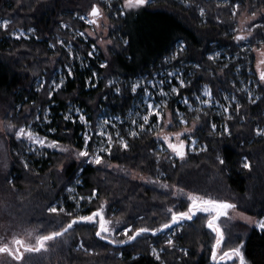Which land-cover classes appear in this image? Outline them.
I'll return each mask as SVG.
<instances>
[{
	"label": "trees",
	"instance_id": "1",
	"mask_svg": "<svg viewBox=\"0 0 264 264\" xmlns=\"http://www.w3.org/2000/svg\"><path fill=\"white\" fill-rule=\"evenodd\" d=\"M99 3V0H0V20L10 21L7 29L0 31V115L8 157L7 169L0 166V243H10L13 236L32 241L38 235L59 231L78 214L90 215L104 202L110 204L107 215L113 214L114 218L110 219L119 222V227L132 226L133 231L139 227L159 228L169 207L176 206L177 211L188 208L187 200L183 195L175 197L173 188L210 195L220 190L214 177L237 197L238 211L257 219L264 217V135L257 136L255 131L258 127L264 128V85L257 87L260 98L251 103L245 94L236 92V66L243 63L244 58L229 64L209 59V54L217 48H224L228 54L245 55L239 51L235 39L237 20L244 12L249 15L255 12L260 17L248 39L251 47L259 46L257 41L264 37V15L261 14L264 0H155L123 17L118 14L116 19H111L116 27L115 52L106 60L104 68L100 64L104 60L101 52L96 58L89 56L94 42L85 43L71 34V31L87 29L73 14L87 13ZM113 5L116 10L117 2ZM201 8L204 14L200 16ZM134 20L138 22L136 26ZM61 22L68 28L62 30ZM18 28L33 29V37L28 41L7 38L11 30ZM120 36L127 43H123ZM58 38L65 44L72 43L75 53L84 59L85 67L71 62L68 53L59 46ZM179 43L184 49L176 53L172 63H185L191 74L188 85L181 88L178 95L192 98L203 85H208L217 98L222 93H234L239 108L233 105L229 117L221 119L228 132L211 129L213 122H221L212 113H198L195 137L204 148L172 162L156 158L155 135L148 131L134 137L123 132L129 147L114 144L111 154L102 155L100 164H85L84 160L71 158L82 150L83 142L78 136L82 128L64 121L62 114L69 106L86 109L92 127L103 109L124 116L134 99L131 89L122 83L119 94H114L113 88L106 86L107 74L124 79L151 75L164 65L163 59L168 58ZM248 56L254 59L252 53ZM66 65L72 67L71 76L66 77L60 90L49 95L48 87L57 69L64 72ZM94 75L99 79L96 85ZM41 78L44 85L38 89L36 82ZM87 80L91 81L88 86ZM46 109L51 120L45 129H55L48 138L65 145L70 155L44 150L40 158L25 156L23 145L16 140L17 129L33 122L36 116L42 117ZM186 117L189 122L194 121L188 114ZM9 123L16 127L9 130ZM91 148L92 141L87 148L90 155ZM245 162L250 168L243 167ZM110 164L117 168H109ZM131 172L144 177L148 183L131 180ZM69 187H74L79 199L84 197L78 203L77 212L75 202L67 200ZM94 189L96 195L89 200ZM61 202L64 212L49 211L54 203ZM231 229L236 233L240 229L239 233L246 235L237 241L243 243L246 263L264 264V231L242 223ZM207 230L202 220L191 219L175 235L171 247H164L152 232L142 233L135 240L112 244L95 236L93 224L82 221L51 241L49 249L54 250V255L29 252L27 262L210 264L206 254L212 229ZM151 244L162 250L161 260L150 255ZM201 247L204 249L200 252Z\"/></svg>",
	"mask_w": 264,
	"mask_h": 264
},
{
	"label": "rangeland",
	"instance_id": "2",
	"mask_svg": "<svg viewBox=\"0 0 264 264\" xmlns=\"http://www.w3.org/2000/svg\"><path fill=\"white\" fill-rule=\"evenodd\" d=\"M155 0H146V3L141 7L148 6L152 4ZM100 3H104L103 6H100L99 4H96L100 6V8L103 11V17L98 18V23H90L89 21L94 18L89 15V12H82V13H74L73 18L77 19L78 22H83V24L87 25V29L84 31H71V34L74 36L73 38H79L87 43L89 40H92L94 44L91 45V53L92 55L89 56H94L96 58L98 54L101 52L103 54L104 60H101L100 64L101 67H105L108 58L112 53L115 52L114 48V41H115V35L114 32L116 31L115 24L112 23L111 19H116L117 15L119 14L120 17H123L128 13L129 11H134L139 8H133V9H127L124 7V0H99ZM117 2L116 5V10L113 7V3ZM119 12H118V11ZM199 14L201 16V13L199 11ZM264 15V11L261 13ZM81 17H84V19H81ZM259 16L256 14L255 17L253 18L252 15H249L248 13L244 12L239 16L237 20V24L235 27L236 34L235 37L238 35H243L246 36L247 38L244 40H237L239 51L244 52L245 55H238L237 53H232L228 54L225 52L224 48H217L214 52L209 54V56L214 57L212 60L214 62H222L225 64H229L231 61L244 58V62L241 64H238L236 66V72L235 75L237 77L236 80H238V85L236 86V92L237 93H243L246 95L247 100L253 103V101L257 102V100L260 98V94L256 91L257 87L259 85H264V81H261L259 78V69L257 67L258 62L262 59H264V56L261 55L262 52H264V37L261 40H258L257 42L259 43V46L257 47H251L248 39L251 35H249V32H252V29H254V26L256 25V22L259 20ZM7 19H1L0 22L5 21ZM9 21V20H7ZM135 26L138 23L136 20H134ZM10 24V21H9ZM8 24V25H9ZM60 27L62 30L67 29V25L63 22L60 23ZM31 29V28H29ZM29 29L24 30V29H15L11 30L7 38L10 40H25L28 41L31 37L34 35V30L31 29L32 31H29ZM5 29L3 27H0V31H4ZM83 33V35H81ZM19 37V38H18ZM120 40L125 43L123 38L120 36ZM63 42V43H61ZM58 44L63 48V50L68 53L71 62H74L75 64H78L79 67H85L84 64V59L77 55L75 51L73 50V45L72 43L65 44L64 41L61 38H58ZM181 46V43L177 44L175 47V51L168 57L163 59V66H160L156 68V70L151 74H143V75H136L134 77H131L129 79H124L122 77H117L112 74H107L106 76V86L112 87L113 88V93L114 94H119V92L116 91L117 88L121 89V84L123 83L124 85H128L131 89V95H133L134 99L132 102V106L130 109L127 111V113L124 116H119V115H114L110 111H106L105 109L101 110L102 112L96 119L95 127H92L90 124L91 121L89 120V113L86 109L81 108L77 105L71 104L66 111V113L62 114L64 121L70 122V125L77 124L79 125L82 129L79 133V137H81V140L83 142V148L82 150L85 149V134L90 137V139L87 141V148L89 143L92 141V154H98V155H103V154H108L107 148H108V137L107 135H101V132L111 134L112 136V145L111 147L114 146V144H118L120 147H123L118 143V137L116 133H119L120 136H122L125 140V135L129 137H134L130 135L132 131H135L138 135L139 132H144L148 131L152 134L155 135V142H156V158L158 160L164 161L168 160L172 162V160L180 158L178 155H176L169 147L167 142H165L161 136V138H157V133L161 132V129H163V134H168V133H174L178 131H182L184 128H189L191 129L190 132H186L184 136L181 138L185 140L186 142V147H185V156L189 155L191 153H196L199 150H202L204 146L198 142L197 137H195L196 134V128L198 126L197 124V114H206L207 112L212 113L219 122L221 121L222 118H228L229 117V111L232 108L233 105L237 104V98L234 95V93H222L219 98H217L214 94L211 95V97H208L205 95V86L208 85H203L199 88V90L194 94L192 98H189L187 95H182L179 96L177 93H174L172 91L173 87H176L181 90V88H184L186 85H188V79L190 77V72L186 70L187 65L183 62H180L179 65H174L172 63V60L176 56V53L178 52L179 48ZM89 52V53H90ZM219 53V55H216ZM252 53L254 55V59H251L248 54ZM252 68H251V67ZM245 67V69H244ZM264 67V66H262ZM69 70H71L72 74V67L70 65H66L64 67V72L61 68H58L55 77L51 80L49 84V89L51 92V95L55 93L57 90H60L64 84L66 77H70L71 75L69 74ZM244 71V74L242 75ZM94 84L99 81L98 77L94 75ZM183 79L184 80V86H181L179 83V80ZM63 81L61 86L59 88L55 87V84H60V82ZM55 82V83H54ZM90 80H87V86L90 84ZM44 85V79L41 78L37 80L36 82V87L38 89H41L42 86ZM132 85H137L136 91H132ZM161 89H163L164 93L166 95L161 94ZM147 90V91H145ZM212 93V92H211ZM249 93H251V98L249 97ZM187 97L188 103L185 104L183 102L184 98ZM197 97H200V99H197ZM227 97V99H226ZM232 97H235V99H232ZM211 99V104H203L201 103V100H208ZM166 102V103H165ZM254 102V103H255ZM148 103H152L153 105H160L161 106V111L163 113V119H157L154 115L150 117L149 122L147 124H144V128H140V124L143 123L142 117L147 114L148 108L147 105ZM228 109L225 111V109ZM185 109V110H183ZM172 113L171 115V120L172 123L170 125H166V121L169 119L168 113ZM186 114L189 115V118L191 120H194L192 122H189L187 120ZM83 115L85 117V121H81L79 117ZM39 117V119H37ZM65 117H68V119H65ZM181 117L183 119L187 120V124H182L181 123ZM51 120V114L49 113V110H45L44 113L42 114V117L36 116L33 122H28L27 124L21 125V127H30L33 133L38 136V138L43 139L47 138V141L45 145H40L38 143H33L32 141L28 140L27 138H22V139H17L24 147V155L25 156H33L35 158H40L42 154L44 153V150L50 151L51 153L53 152H62L66 153L68 152L69 155L70 150L68 151H63L62 149H67L65 145L58 144L57 147H48L47 144L52 141V139L48 138L52 134L55 133V131L51 130H46L45 126L50 123ZM105 121H108V123H105ZM135 121L136 123H133ZM0 122H3V118L0 115ZM215 124L217 127L215 129L212 128V125ZM195 125V127H193ZM20 128V127H19ZM18 128V129H19ZM261 129H264L263 127H258ZM17 129V130H18ZM211 129L215 131L218 129V131H224L225 132V124L223 121H221L219 124L212 123L211 124ZM257 129V128H256ZM39 132H43V135L40 134ZM124 132V134H123ZM227 133V132H225ZM3 134H4V128L2 131H0V166L2 169H7V164H8V157H7V148L5 147V143L3 142ZM135 135V136H137ZM257 135V134H256ZM258 136V135H257ZM170 139L173 142L175 141V137L171 136ZM192 140H195V144L193 145L191 143ZM112 149V148H111ZM88 151V149H87ZM77 155L72 154L71 158H76V161H81L84 160L85 164H95L91 162V157L92 155H89V157H76ZM26 157H23V160H25ZM26 162V161H25ZM116 167L113 164L109 165V168ZM117 168V167H116ZM62 170V167L59 169ZM130 179L135 181H144L147 182L144 177H140L136 172H131ZM77 183L79 182L78 179L76 178ZM214 182L216 186H219V191L216 193H211L209 194H200L192 192V191H184L181 192L177 188H173V194L175 197H178L180 195H183L185 200H187V207L191 204V201L188 199V194H195L198 196H202L205 198H211L213 200H219V201H226L228 203L234 204L235 208L234 209H227V215H221L219 219L216 221V224L220 228L221 232L223 233V240L221 241V244L217 246V259L214 261L212 259V249L213 246L216 245V240H217V233L212 230L211 238L209 239L210 242L208 243L209 245L207 246V249L209 252L206 254L208 256V261L210 264H240L239 258L236 256H233L231 259L225 257V259L221 260L219 257L224 253L227 252L229 249L233 248H240V251L242 252L243 250V243L239 244L237 241L239 239H244L246 237L245 234H240L239 231L240 229H237L238 232H233L231 229L232 226L237 225V224H244L248 228H255L258 231H264V229H261L255 221H259L260 219H257L252 216H247L246 214L241 213L240 211L237 210V205H236V200L237 197H235L225 186L222 184V182L214 177ZM148 183V182H147ZM67 196H68V201L69 202H75L76 204V210L77 212L79 210L78 203L80 199L76 196V193L74 191V187H69L67 190ZM78 200V201H77ZM109 203L104 202L101 204L100 209L103 212V215L105 219L112 221L108 227L111 229L108 233H103L102 236H107L108 239H103L102 236H97L96 232L99 230V217L96 218L95 221L88 222V224H93L95 228V236L98 238H101V240L112 243V240L118 241L115 244H119V241L124 240V241H129L127 238V235H125V230L126 229H131L133 230L132 226L128 227H119L118 225L119 222L113 221L112 218L113 214H110V217L107 215V210L109 207ZM61 206V207H59ZM51 207H55L57 209L63 208L64 209V204L61 202L59 205L54 203ZM50 207V208H51ZM176 206L174 207H169L165 213H164V223H168L171 220V212H169V209H172V211H177ZM188 209V208H187ZM186 209V210H187ZM53 213V212H52ZM57 213V212H55ZM212 215H215L214 212L208 213L204 212L202 209L201 210H196L192 216V220L200 219L203 221V225L205 226L206 230L208 229L207 227V221L208 219L211 218ZM78 216H82L78 214ZM250 217L253 222H250L247 218ZM114 218V217H113ZM261 219H264L262 217ZM189 222L188 219L180 220L177 223L170 224L169 228L163 229L162 232H157L155 234H152L154 236H158L157 239L162 241V245L165 246H174V237L177 233H179L182 229V227ZM208 231V230H207ZM210 232V228H209ZM132 231L128 232V235H131ZM142 235V234H141ZM139 235L138 238L141 236ZM171 239L173 241L172 245H168L166 243L167 240ZM26 242L35 244V240H27L24 239ZM223 243V244H222ZM238 243V244H237ZM52 244V242H47L46 249L41 250L42 253H45L47 256L48 255H54V250L49 249V245ZM113 244V243H112ZM13 248L17 247L16 245H11ZM204 248H200V252ZM153 250H155L156 254L162 253L161 249H158L157 246L154 244H151V249H150V255H152L154 258H156V255L153 254ZM21 251H23V248H21ZM29 252H25L23 259L22 260H16L14 257L10 256L7 253H0V264H29L30 262H27V258L29 255H27ZM243 253V252H242ZM41 254V253H40ZM157 259V258H156ZM157 260H161L157 259ZM27 262V263H26ZM47 262H50L49 260ZM52 263V261H51ZM245 264L246 261H245Z\"/></svg>",
	"mask_w": 264,
	"mask_h": 264
},
{
	"label": "snow or ice",
	"instance_id": "3",
	"mask_svg": "<svg viewBox=\"0 0 264 264\" xmlns=\"http://www.w3.org/2000/svg\"><path fill=\"white\" fill-rule=\"evenodd\" d=\"M146 3V0H124V7L127 9H133V8H139L140 6L144 5ZM236 8H239V4L235 5ZM200 13L201 15L204 14V9L201 8L200 9ZM90 16L97 18V19H93L91 21H89L90 23H98V18H102L103 17V11L100 8V6L98 5H93L91 8V11L89 13ZM256 15L255 12L252 13V17L254 18ZM81 19H84V17H81ZM9 24V21L5 20L0 22V27H3L5 30L7 29ZM29 31H32L31 29H29ZM81 35H83V33H81ZM249 35H251V32H249ZM19 38V37H18ZM246 36L243 35H238L235 37V39L237 40H244L246 39ZM63 43V42H61ZM125 43H127V41H125ZM184 49V45L181 44L180 48L178 51H183ZM89 55H92V53L90 52ZM216 55H219V53H217ZM262 56H264V52L261 53ZM214 57H209V59H212ZM264 59L260 60L258 62V69H259V78L261 81H264ZM197 67H199V65H197ZM69 74H71V70H69ZM55 83V82H54ZM63 83V81L60 82V84H55L56 88H59L61 86V84ZM179 83L181 86H184V80L180 79ZM137 88V85H132V91L135 92ZM117 92L120 91L119 88L116 89ZM147 91V90H145ZM161 94L166 95V93H164L163 89L160 90ZM172 91L174 93L179 94V89L176 87L172 88ZM49 95H51V92L49 93ZM205 95L208 97H211L212 93L210 91V89L207 88V86H205ZM249 97L251 98V93H249ZM197 99H200V97H197ZM227 99V97H226ZM232 99H235V97H232ZM183 102L185 104L188 103V99L187 97L184 98ZM211 99L208 100H201V103L203 104H211ZM255 101H253L254 103ZM166 103V102H165ZM148 108V112L147 114H145L142 117L143 123H141L139 126L141 129L144 128V124H147L149 122V119L151 116H155L157 119H163V113L161 111V106L160 105H153L152 103H148L147 105ZM237 108H239V104H237ZM228 109L226 108L225 111H227ZM171 115L172 113H168V117L169 119L166 121V125H170L172 123L171 120ZM37 119H39V117H37ZM65 119H68V117H65ZM79 119L81 121H85V117L83 115H81L79 117ZM105 123H108V121H105ZM133 123H136L135 121H133ZM181 123L182 124H187V120L183 119V117H181ZM16 126L9 123L7 125V128L9 130L14 129ZM193 127H195V125H193ZM217 126L215 124L212 125V128L215 129ZM3 130V122H0V131ZM51 131H55V129H51ZM191 129L189 128H184L182 131H178V132H174V133H168V134H163V129H161L160 133H157V138H163V140L165 142H167L168 147L179 157L183 158L185 156V147H186V142L184 139H182L181 137L184 136V134L186 132H190ZM256 134L257 135H264V129L261 128H257L256 130ZM225 132H228L227 127H225ZM101 135H107L108 137V148L107 151L109 152V154H111V145H112V136L111 134L108 133H104L101 132ZM117 137H118V143L120 145H122L125 149L129 147L127 141L120 136L119 133H116ZM130 135L135 136L137 135V133L135 131H132L130 133ZM15 136L17 139H22V138H27L28 140L32 141L33 143H38L40 145H45L47 138H43L40 139L38 138V136H36L33 131L31 130L30 127H20L16 132H15ZM174 136L175 137V141L173 142L170 137ZM90 139L89 136H87V134H85V149L78 151L77 152V158L79 157H89V152L87 151V141ZM191 143L194 145L195 144V140H192ZM59 144L58 141L56 140H52L50 143L47 144L48 147H57ZM63 151H68V149H62ZM102 156L98 155V154H92L91 157V162L92 163H96V164H100L102 162ZM220 163H224L223 160H220ZM25 167H28L27 163H25ZM244 168H250L249 163L245 162L243 164ZM163 187H168L167 185H163ZM96 191L97 190H93L92 192V196L88 197L89 200H91L95 195H96ZM80 199H84V197H81ZM188 199L191 201V204L189 205L188 209L186 211H172V209H169L168 211L171 212V220L168 223H164L162 224L159 228H149V227H139V228H135L134 231L131 229H126L125 230V235H127V238L129 241L131 240H135L136 237H138L139 235H141L142 233H147V232H152L153 234H155L158 231H161L163 229L169 228L170 224L173 223H177L180 220H184V219H188L191 220L192 216L194 214V212L196 210H203L204 212H208V213H212L214 212L215 215H212L210 219H208L207 221V227L212 229L213 231H215L217 233V240H216V245L213 246L212 249V259L215 261L217 259V246L221 244V241L223 240V233L221 232L220 228L218 227V225L216 224V221L219 219V217L221 215H227V209H234L235 205L228 203L226 201H219V200H213L211 198H205L202 196H198L195 194H188ZM50 212H64L65 210L63 208H55V207H51L49 208ZM68 215H72L71 213H68ZM99 217V230L96 232L97 236H102L103 233H108L109 231H111V229L108 227V225H110L112 223V221L105 219L103 212L101 210H97L92 212L90 215H86V216H77L74 217L70 223L67 224V226H63L60 228L59 231H52L50 233L47 234H42V235H38L35 238V244L26 242L24 239L13 236L11 239V242H3L0 243V253H7L11 256H13L16 260H22L24 253L25 252H39L41 250L46 249L47 246V242L54 240L57 237H60L62 235H64L68 229L72 228L73 224H76L78 221H87V222H92L95 221L96 218ZM250 222H253L252 219L250 217L247 218ZM255 223H257V225L261 228L264 229V219H260L259 221H255ZM132 231L131 235H128V232ZM31 235V234H29ZM103 239H108V237L102 236ZM2 239V238H0ZM113 244L117 243L118 241L116 240H112L111 241ZM124 240L119 241V243H124ZM166 243L168 245H172L173 241L171 239L167 240ZM11 245H16L17 247L13 248ZM81 247H83V245H81ZM21 248H23V251H21ZM153 254L156 255L157 259H160L159 255L155 253V250H153ZM233 256H236L239 258L240 264H245V259H244V255L243 253L240 251V248H233V249H229L227 252H224L219 258L221 260L225 259V257L231 259Z\"/></svg>",
	"mask_w": 264,
	"mask_h": 264
},
{
	"label": "water",
	"instance_id": "4",
	"mask_svg": "<svg viewBox=\"0 0 264 264\" xmlns=\"http://www.w3.org/2000/svg\"><path fill=\"white\" fill-rule=\"evenodd\" d=\"M78 222H82V221H78ZM175 224V223H174ZM74 225V224H73ZM71 229V228H70ZM70 229H68V230H70ZM163 230H161V231H159V232H162Z\"/></svg>",
	"mask_w": 264,
	"mask_h": 264
},
{
	"label": "flooded vegetation",
	"instance_id": "5",
	"mask_svg": "<svg viewBox=\"0 0 264 264\" xmlns=\"http://www.w3.org/2000/svg\"><path fill=\"white\" fill-rule=\"evenodd\" d=\"M11 256V255H10ZM13 257V256H12Z\"/></svg>",
	"mask_w": 264,
	"mask_h": 264
}]
</instances>
